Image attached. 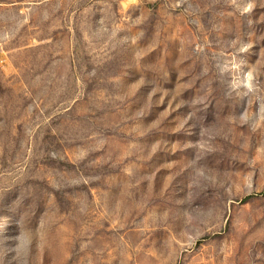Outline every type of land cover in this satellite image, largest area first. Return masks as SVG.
Masks as SVG:
<instances>
[{"label": "rangeland", "instance_id": "obj_1", "mask_svg": "<svg viewBox=\"0 0 264 264\" xmlns=\"http://www.w3.org/2000/svg\"><path fill=\"white\" fill-rule=\"evenodd\" d=\"M0 264H264V0H0Z\"/></svg>", "mask_w": 264, "mask_h": 264}]
</instances>
